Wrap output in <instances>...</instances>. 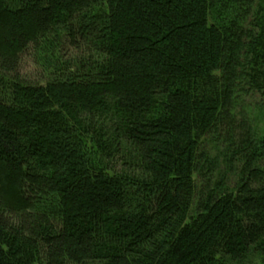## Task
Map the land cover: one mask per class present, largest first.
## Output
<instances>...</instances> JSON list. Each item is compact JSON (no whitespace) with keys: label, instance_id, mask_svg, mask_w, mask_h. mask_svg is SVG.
I'll list each match as a JSON object with an SVG mask.
<instances>
[{"label":"trees","instance_id":"obj_1","mask_svg":"<svg viewBox=\"0 0 264 264\" xmlns=\"http://www.w3.org/2000/svg\"><path fill=\"white\" fill-rule=\"evenodd\" d=\"M256 97L264 0H0V264H264Z\"/></svg>","mask_w":264,"mask_h":264},{"label":"rangeland","instance_id":"obj_2","mask_svg":"<svg viewBox=\"0 0 264 264\" xmlns=\"http://www.w3.org/2000/svg\"><path fill=\"white\" fill-rule=\"evenodd\" d=\"M41 59L31 51L22 56L19 78L29 84L41 83L46 78V69ZM244 111L251 125L256 128L259 135H264V99L262 97L252 98L249 103L244 102ZM234 182L233 173L228 175V184Z\"/></svg>","mask_w":264,"mask_h":264}]
</instances>
